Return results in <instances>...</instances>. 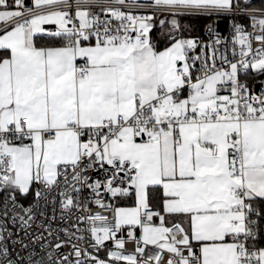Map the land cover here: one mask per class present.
<instances>
[{
  "label": "snow or ice",
  "instance_id": "1",
  "mask_svg": "<svg viewBox=\"0 0 264 264\" xmlns=\"http://www.w3.org/2000/svg\"><path fill=\"white\" fill-rule=\"evenodd\" d=\"M257 77L254 0H0V264H264Z\"/></svg>",
  "mask_w": 264,
  "mask_h": 264
},
{
  "label": "built area",
  "instance_id": "2",
  "mask_svg": "<svg viewBox=\"0 0 264 264\" xmlns=\"http://www.w3.org/2000/svg\"><path fill=\"white\" fill-rule=\"evenodd\" d=\"M255 1H256V0H254V2H255ZM222 23H226V25H227L226 30H223V29H222V26H221ZM248 24H249V26H250V21L248 22ZM218 30L220 31V33H221L223 36L227 37V36L229 35L230 31H231L230 22H228V21H224V20H221V21L219 22ZM204 34H205V37H206V39H207V36H206L205 31H204ZM256 46H258V44H254V47H256ZM258 83H259V82H258ZM257 89H258V88H257ZM257 89H256V91H255V94L258 95V94H259V89H258V90H257ZM93 178H94V179H95V178H98L96 173H93ZM86 191H87V190H86ZM89 199H91L90 196H89ZM102 199H104V202H105V203H113V204H117V202L114 201V200L112 199V197L110 196V194H108V193H102ZM117 206H118V205H117ZM89 207H90V210H91L92 213H99V214H101V215L108 216V217H109V220H111V218H112V216H113V212H112L111 210L103 209V208H99V207H97L94 201L90 204ZM57 214H59V209L57 210ZM74 222H75V215H73L72 218L69 219L66 223H62L60 226H61V227H67V228L70 229V231L75 232L76 229H75L74 227H72V225L74 224ZM137 231H138V230H137ZM61 236L63 237V233H61ZM118 236H120V237H122L123 239H125V241H126V250H127L128 252H132V251L134 250L135 244H134L133 241H131V240L128 239V236H127V229H124V230H122L120 233H118ZM108 243L111 244V241H109ZM81 246H82V247H88V245H87V237H86V240H85L84 244H82ZM70 249H71V244H69V245L64 249V251L67 252V251H70ZM104 254H105V253H104V251L102 250V251L100 252L101 257H103ZM122 264H126V262H122Z\"/></svg>",
  "mask_w": 264,
  "mask_h": 264
},
{
  "label": "trees",
  "instance_id": "3",
  "mask_svg": "<svg viewBox=\"0 0 264 264\" xmlns=\"http://www.w3.org/2000/svg\"><path fill=\"white\" fill-rule=\"evenodd\" d=\"M255 3H257V4L264 3V0H256ZM185 22L191 23L195 26L193 31H192L193 36L199 35L202 39L206 40V37L204 35V28H203V21L202 20L192 19V20L185 21ZM248 79H249V82H251V77H249ZM260 79H264V78L257 77V83L259 82ZM118 205H123V202H120ZM127 206H129V205H127Z\"/></svg>",
  "mask_w": 264,
  "mask_h": 264
},
{
  "label": "water",
  "instance_id": "4",
  "mask_svg": "<svg viewBox=\"0 0 264 264\" xmlns=\"http://www.w3.org/2000/svg\"><path fill=\"white\" fill-rule=\"evenodd\" d=\"M28 3L31 4V0H28ZM221 26H222V29H223V30H226V28H227L226 23H222ZM257 90H258V89H257Z\"/></svg>",
  "mask_w": 264,
  "mask_h": 264
},
{
  "label": "crops",
  "instance_id": "5",
  "mask_svg": "<svg viewBox=\"0 0 264 264\" xmlns=\"http://www.w3.org/2000/svg\"><path fill=\"white\" fill-rule=\"evenodd\" d=\"M205 35V34H204ZM118 206H124V205H118ZM130 206V205H129Z\"/></svg>",
  "mask_w": 264,
  "mask_h": 264
}]
</instances>
